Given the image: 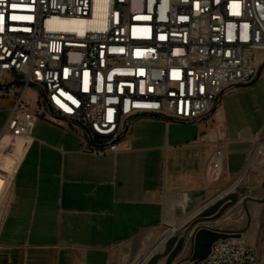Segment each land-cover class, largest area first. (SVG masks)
I'll list each match as a JSON object with an SVG mask.
<instances>
[{"label":"built area","instance_id":"built-area-1","mask_svg":"<svg viewBox=\"0 0 264 264\" xmlns=\"http://www.w3.org/2000/svg\"><path fill=\"white\" fill-rule=\"evenodd\" d=\"M263 53L264 0H0V99L14 100L0 137L31 136L41 117L78 127L92 154L115 152L140 115L204 120L256 79ZM223 159L216 149L209 184ZM229 232L198 264H264Z\"/></svg>","mask_w":264,"mask_h":264},{"label":"crops","instance_id":"crops-1","mask_svg":"<svg viewBox=\"0 0 264 264\" xmlns=\"http://www.w3.org/2000/svg\"><path fill=\"white\" fill-rule=\"evenodd\" d=\"M263 72L225 92L204 120L133 118L115 152L92 154L78 127L41 117L31 136L1 135L0 264H141L247 173L264 131ZM218 148L222 177L209 184L205 169Z\"/></svg>","mask_w":264,"mask_h":264},{"label":"rangeland","instance_id":"rangeland-1","mask_svg":"<svg viewBox=\"0 0 264 264\" xmlns=\"http://www.w3.org/2000/svg\"><path fill=\"white\" fill-rule=\"evenodd\" d=\"M262 57H264V53L262 54ZM261 61L259 70L264 64V61ZM260 85L264 90V72ZM27 98L29 100L34 99L32 92H29ZM13 104V98L0 99V132L11 113ZM232 191L239 195V201L230 207L219 220L212 223L224 230H230V228H232L233 230L240 231V233L244 235L246 242L258 249L264 262V131L256 140L255 149L251 155L247 173ZM7 193L1 201L0 214L6 205ZM200 213V211L197 212V214L188 219V221L183 223V225H181L178 229L176 234L179 237L186 236L187 242L184 250L174 260L173 264H191L189 261L192 253V243L190 237L193 234V231H190L188 226ZM161 239L162 238L158 240L152 249L159 244ZM164 252L165 243L159 247L151 258L156 254ZM165 261V259H162L160 264H165Z\"/></svg>","mask_w":264,"mask_h":264},{"label":"water","instance_id":"water-1","mask_svg":"<svg viewBox=\"0 0 264 264\" xmlns=\"http://www.w3.org/2000/svg\"><path fill=\"white\" fill-rule=\"evenodd\" d=\"M264 70V64L261 66L258 76L254 81L249 84H243L237 87H245L256 84ZM224 93L220 97L222 101ZM217 108V107H216ZM216 108L212 111L215 112ZM160 116V115H159ZM163 117V116H162ZM174 122L181 124H188L189 122L177 121L173 118L166 117ZM128 130V127L126 131ZM239 201V195L235 192L229 193L225 197L215 201L212 204L202 206L199 211L201 212L188 226L191 235L192 253L189 261L194 264L205 260L211 253L213 245L219 240L228 238L232 233L228 230L215 228L205 223H212L219 220L226 211ZM187 237H179L177 234L167 239L165 242V252L154 255L145 264H160L162 259H165V264H173L174 260L182 253L186 246Z\"/></svg>","mask_w":264,"mask_h":264},{"label":"bare ground","instance_id":"bare-ground-1","mask_svg":"<svg viewBox=\"0 0 264 264\" xmlns=\"http://www.w3.org/2000/svg\"><path fill=\"white\" fill-rule=\"evenodd\" d=\"M49 25H54V26H61V27H66V25H68V23H69V25H74L73 23H75V21L73 22V21H63V20H61V19H52V20H50L49 22ZM92 25H95V26H97L98 25V23H97V21L96 22H93V24ZM3 135H11V134H9V133H5V134H3ZM233 191H229L228 193H226V194H224V195H222L220 198H218L216 201H218L219 199H221V198H223V197H225L226 195H228L229 193H232ZM215 202V201H214ZM213 202V203H214ZM212 204V203H211ZM177 231H178V228L176 227V228H173L172 230H171V235L170 236H166V237H164V238H162L161 239V241L159 242V244L154 248V249H152L153 251H151L149 254H148V256L142 261V263L141 264H145L150 258H151V256L159 249V247H161L162 246V244L163 243H165L166 241H167V239H169L170 237H172V236H174L176 233H177ZM240 235H242V234H240ZM243 236V235H242Z\"/></svg>","mask_w":264,"mask_h":264}]
</instances>
